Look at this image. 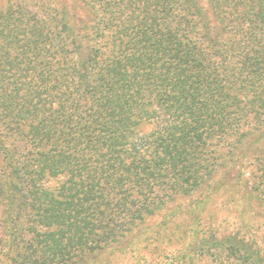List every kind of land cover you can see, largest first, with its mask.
<instances>
[{
    "label": "trees",
    "instance_id": "obj_1",
    "mask_svg": "<svg viewBox=\"0 0 264 264\" xmlns=\"http://www.w3.org/2000/svg\"><path fill=\"white\" fill-rule=\"evenodd\" d=\"M229 187L238 231L189 245L264 264V0L0 7V264H90Z\"/></svg>",
    "mask_w": 264,
    "mask_h": 264
},
{
    "label": "rangeland",
    "instance_id": "obj_2",
    "mask_svg": "<svg viewBox=\"0 0 264 264\" xmlns=\"http://www.w3.org/2000/svg\"><path fill=\"white\" fill-rule=\"evenodd\" d=\"M7 0H0V7ZM237 189L229 187L226 198L219 197L208 205L202 212L201 222H191L189 215L178 212L173 221L164 227L161 225L162 217L155 216L142 226V233L127 246L113 245L105 248L96 255H89L90 264H218L211 255L199 253L196 245L190 247L194 229L201 233L211 224L221 234L238 231V195L237 201L230 199ZM191 197L180 198L181 205H187ZM213 202V203H214ZM247 217L254 225L259 240H264V219L258 214L257 206L253 203L247 209ZM204 228V229H203Z\"/></svg>",
    "mask_w": 264,
    "mask_h": 264
}]
</instances>
